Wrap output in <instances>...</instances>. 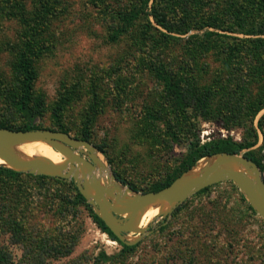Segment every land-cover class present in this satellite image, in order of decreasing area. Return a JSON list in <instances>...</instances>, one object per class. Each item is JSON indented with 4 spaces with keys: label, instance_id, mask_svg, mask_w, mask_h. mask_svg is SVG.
<instances>
[{
    "label": "rangeland",
    "instance_id": "374dc122",
    "mask_svg": "<svg viewBox=\"0 0 264 264\" xmlns=\"http://www.w3.org/2000/svg\"><path fill=\"white\" fill-rule=\"evenodd\" d=\"M130 1L48 2L51 12L39 36L45 49L32 59L33 103L40 106L34 123L43 129L57 127L53 112L61 106V123L71 136L80 138L89 118V142L109 172L102 181L112 180L114 174L120 184L145 192L171 174L194 132L202 142L210 137L248 138L249 111L264 90L260 65L264 49L253 44L257 38L264 39V5L258 9L264 0H210L213 20L230 29L192 27L185 33H171L173 39L159 47L156 33L144 41L133 38L142 20L116 40L110 39L113 14L127 8ZM200 2L205 4V0ZM18 5L27 16L38 7L37 0H0V122L13 127L23 124L11 102L18 95L15 51L21 47L24 30L16 16ZM229 5L242 14V25L227 13ZM171 18L173 24L187 27L176 11ZM205 30L238 39H190ZM159 55L189 79L185 83L190 88H214L203 115L194 120L175 116L148 65L150 57ZM228 75L240 78V88L232 103L221 106L229 99L214 86ZM158 110L165 121L147 117L148 112ZM167 120L175 126L176 139L171 138ZM253 125L257 141L250 149L260 160L264 178V107L254 116ZM101 165L96 167L97 175ZM246 204L231 181L213 184L187 198L168 217L155 216L149 222L150 231L125 250L95 224L88 210L93 207L87 201L76 202L69 179L55 181L27 172L0 175V253L7 259L3 264H92L100 250L109 254L110 264H264V220L250 213Z\"/></svg>",
    "mask_w": 264,
    "mask_h": 264
},
{
    "label": "trees",
    "instance_id": "16d2710c",
    "mask_svg": "<svg viewBox=\"0 0 264 264\" xmlns=\"http://www.w3.org/2000/svg\"><path fill=\"white\" fill-rule=\"evenodd\" d=\"M49 1L50 0H37L38 7L33 12V14L29 16H27V14L25 13L23 6L18 5L19 10L16 12V16L23 24L24 30L21 33V47L15 51L14 70L19 78L18 95L17 97H13L11 99V102L14 105L15 110L23 119V124L17 127H13L10 125L2 124L0 122V127L23 130L40 128L34 123V118L40 112V106L37 103H33L32 87L36 74L32 65V59L33 57L41 54L45 49L44 46L39 42V36L44 25L46 24L47 14L51 12V7L48 3ZM200 1L202 0H131L127 8L119 10L113 14L115 23L110 39L116 40L120 35L125 34L130 26L135 25L140 20H142V25L137 30L139 34H133V38H143L144 41V38H154V33H156L160 41L158 42V47L161 45V43H165L173 39L171 33H177L179 31L185 33L187 30H189V28L192 27L194 29H202L203 27L210 26L224 30L230 29L228 26H220L219 22H216V18L215 21L213 20V12L215 11V9L211 8V5L209 4L210 0H205V4H201ZM260 1L262 0H258L256 2ZM260 5L261 6H259L258 9L262 10V7L264 5L263 2H260ZM201 7L205 8L207 11H205L204 9L203 11H201ZM217 7L218 5H216V8ZM172 11H176L177 15H181V17L184 19V24L187 23V27L177 26L176 24H173L171 18ZM226 11L227 13L230 12V14L234 15V18H236V20L238 21V25H242V14L237 11V8L229 5ZM222 38L238 39L235 36L220 34L211 30H205L203 35H200L198 33L190 35V39H194L196 41H198V39H203V41L205 42L220 40ZM137 42L138 41L135 40V43ZM253 44H257L259 46L258 48L264 49L263 38H257L256 40H254ZM147 49H150L149 51L153 49V42L149 43ZM147 61L151 72L160 81L164 94L167 97L166 101L171 106L175 116H178L182 119H188L192 116V119L194 120V118L196 119L198 115L204 114L209 105V101L212 99L214 88H208V91L205 89H196L194 86H191L193 89L190 88V86L185 83V77L180 76L174 70H172V62H165L161 55L153 56V58L150 57ZM243 65L245 66V63ZM260 65L262 68H264V60L260 62ZM187 81H189V79H187ZM240 81V78L238 80H235L234 77L228 75L222 78L220 85L214 86L215 88L219 89L218 91L220 96L224 97L225 99H229V101H222V104L220 103L221 106H226L232 103L233 99H236L237 96H235V90L240 88ZM253 104L254 105L252 107V110L249 111L250 121L248 126L249 135L247 139L235 140L230 136L212 138L210 137L209 139L202 142L201 139H199V136L194 132L186 139L185 154L179 160L177 166L173 168L171 174L163 182L154 183L149 189L145 190V192L159 190L160 188L168 185L174 178L189 170L199 159L218 152L237 153L245 150L243 152V155L250 158L258 165L259 168H261L259 158L255 156L254 150L250 148H252L257 141V133L253 125V118L257 114V112L264 107V90H260V96L253 102ZM60 110L61 106L57 108V111L53 112V121L57 127L52 128V130L57 129L68 133L67 128L61 123V116L59 113ZM217 113L222 114L224 113V111H219ZM219 116L225 117L223 115ZM147 117L149 119H155V121H165L164 116L162 115V112L160 110L155 112V114L148 112ZM261 121L262 119L259 120L260 125ZM89 122V118H85V122L83 124V135L82 137H80L88 141ZM166 127L170 131L171 138L174 137L176 139V134L174 132L175 126L173 122L167 120ZM19 173L23 172L15 171L11 168L0 165V175L14 177ZM35 176L41 178L48 177L54 179L55 181H64L63 179L45 175ZM70 183H72L73 185L74 198L76 202H86L85 198L79 193L78 189L74 185V182L70 180ZM210 186L199 190L198 192H196V194L206 191ZM131 187L135 190L134 186ZM86 205L88 206V204ZM178 207L179 205L175 208V210ZM246 209L250 213L255 215L254 210L249 204H246ZM88 210L95 224L110 238L114 239L116 242L122 245L123 249L128 250L135 246V244L126 245L119 241L104 224V222L94 213L93 210L90 209V207H88ZM109 258V254H107L104 250H100L94 256L92 264H110ZM6 261L7 259L5 254L0 253V264H3V262Z\"/></svg>",
    "mask_w": 264,
    "mask_h": 264
},
{
    "label": "water",
    "instance_id": "95a60500",
    "mask_svg": "<svg viewBox=\"0 0 264 264\" xmlns=\"http://www.w3.org/2000/svg\"><path fill=\"white\" fill-rule=\"evenodd\" d=\"M27 141L47 142L60 153L62 160L47 163L38 158L21 159L10 150L12 145ZM244 151L218 152L205 156L201 159L212 160L200 170L193 171L201 159L159 190L137 192L130 186L120 184L114 174H111L114 184L102 183L96 174V167L102 161L97 155L95 145L86 139L73 137L60 130L0 127V158L7 163L8 166L5 167L35 175L72 180L79 193L93 207L94 213L126 245L136 244L150 231L149 223L141 228L134 227L137 219L149 206L159 205L160 211L156 216L168 217L187 198L222 181H231L254 212L264 220V178L258 165L243 155ZM165 205L169 206L162 209ZM128 233L134 234L132 239L125 238Z\"/></svg>",
    "mask_w": 264,
    "mask_h": 264
},
{
    "label": "bare ground",
    "instance_id": "6f19581e",
    "mask_svg": "<svg viewBox=\"0 0 264 264\" xmlns=\"http://www.w3.org/2000/svg\"><path fill=\"white\" fill-rule=\"evenodd\" d=\"M10 150L18 157L21 159H29V158H38L40 160H43L47 163H57L60 162L61 155L59 152L55 151L50 144H48L45 141H27L23 143H18L14 144L10 147ZM101 159V158H100ZM211 159H208L207 161L204 160H199L197 163V166L194 167V170H200L203 168L204 165H207L210 162ZM206 161V162H205ZM0 165L3 166H8L7 163L0 158ZM101 165V164H99ZM240 170H243L242 167H238ZM111 174V173H110ZM109 176L108 169L104 166L101 165L100 167V175L98 177L103 180V178H107ZM112 179V178H111ZM102 183H107L108 185H112L115 182L113 180H108L106 182ZM169 205H165L162 209L167 208ZM160 211L159 205H151L149 206L143 213L142 215L137 219L134 227L135 228H141L146 226L151 219H153L158 212ZM126 239H132L133 235L132 233H128L125 236ZM106 242L114 243V241L110 239H106Z\"/></svg>",
    "mask_w": 264,
    "mask_h": 264
}]
</instances>
